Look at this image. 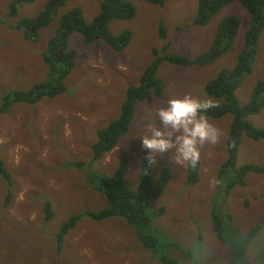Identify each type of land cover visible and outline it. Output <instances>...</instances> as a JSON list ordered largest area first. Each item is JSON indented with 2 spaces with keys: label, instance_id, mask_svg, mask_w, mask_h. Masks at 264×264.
Wrapping results in <instances>:
<instances>
[{
  "label": "rangeland",
  "instance_id": "rangeland-1",
  "mask_svg": "<svg viewBox=\"0 0 264 264\" xmlns=\"http://www.w3.org/2000/svg\"><path fill=\"white\" fill-rule=\"evenodd\" d=\"M12 0H0V103L2 93L27 89L49 73L45 61L47 43L59 25V17L74 6H81L87 20L100 11L102 0H67L58 16L42 28L39 40L24 37V30L13 28L22 16L36 15L47 0L25 3L17 16L9 15ZM136 16L129 20L114 19L111 29H129L132 38L121 51L104 40L91 44L75 32L70 47L78 50L75 67L66 83L68 91L41 102H20L8 113L0 114V157L12 173V184L0 175V264H162L154 252L139 240L137 230L124 218L102 221L85 216L65 238L63 252L56 248L57 234L66 219L85 209L101 210L108 199L95 189L90 174L113 173L118 156L126 154L129 169L126 184L136 187L141 177V135L148 123H158L155 109L170 97L186 93L209 100L205 83L222 67L232 66L244 47L251 14L239 0L225 6L203 26L193 24L198 0H166L155 5L146 0H131ZM240 19L234 48L213 64L180 66L164 61L159 76L165 82L161 98L152 96L137 103L130 132L99 161H92L97 129L107 125L121 110L127 89L140 82L144 68L153 59L152 48L160 46L159 26L168 28L172 50L194 56L208 48L220 19L229 14ZM264 30L257 45L253 72L243 81L239 95L246 99L263 75ZM207 119L220 130L215 143L200 146V180L187 183V166L169 162V154H157L154 172L168 166L172 180L151 212L165 206V213L153 216L152 232L160 239V250L182 264H246L233 262L231 251L240 252L230 242L218 237L213 228L214 212L227 227L230 241L260 225L247 248L249 264H264V174L251 173L247 185H238L225 197L220 189L218 170L227 157L226 137L231 114ZM264 127V107L250 116ZM78 160L84 165L71 164ZM264 164V139L241 136L238 163ZM105 170H104V169ZM10 205H5L8 190ZM52 200L55 216L44 218V200Z\"/></svg>",
  "mask_w": 264,
  "mask_h": 264
},
{
  "label": "trees",
  "instance_id": "trees-1",
  "mask_svg": "<svg viewBox=\"0 0 264 264\" xmlns=\"http://www.w3.org/2000/svg\"><path fill=\"white\" fill-rule=\"evenodd\" d=\"M35 0H12L9 6V15L17 16L20 8ZM67 0H47L44 7L34 15L22 16L13 28L23 29L24 37L30 41L40 38V31L58 16L59 9ZM155 5H164L166 0H146ZM235 0H198L196 16L193 24L203 26L225 6ZM250 12L251 20L245 35L244 47L236 57L232 66L221 67L218 73L206 81L205 90L214 107L206 112L210 118H222L232 115L230 129L226 137L227 157L218 170L220 189L225 197L238 185H247L248 175L251 173L264 174V164L257 162L238 163V152L241 136L260 140L264 139V127L256 125L250 116L258 114L264 107V70L260 79L255 82L246 99L239 95L243 81L253 72L257 59V45L259 37L264 30V0H239ZM137 6L131 0H102L100 11L92 20H87L81 6L77 5L64 12L59 17L55 33L47 43L45 61L49 66V73L40 81L27 89H14L2 93L0 114L8 113L14 104L27 102L36 104L46 97H56L68 91L66 80L76 64L78 50L70 47V37L73 33H80L85 43L91 44L96 40H104L114 50H124L131 41L132 31L129 29H111L114 19L129 20L136 16ZM240 19L236 14L229 13L223 16L216 29L208 48L190 56L186 53L172 50L171 38L168 39V28L163 23L159 26L160 46H154L153 59L144 68L140 82L128 87L126 96L121 104L120 113L111 119L107 125L97 129V137L93 142L92 161L101 160L104 155L112 151L119 140L131 130V123L136 113L137 103L152 96L161 98L165 90V82L159 76V69L164 61L180 66L213 64L234 48L240 30ZM118 167L113 173L95 171L90 174L95 181V189L100 191L107 199L108 205L98 211L85 209L69 215L58 231L57 250L61 253L65 246V238L85 216L93 220L102 221L110 217L124 218L137 230L139 240L151 249L155 257L162 264H182L176 258L160 250V239L152 232L153 216L165 213V206L151 212L154 204L163 196L168 184L172 180V172L168 166H161L158 177L155 176V163L147 164L145 155L141 162V177L136 187L126 184V173L129 169L130 159L126 154L118 156ZM71 164L84 165V162L75 160ZM201 161L193 167L187 166V183L193 184L200 180ZM0 175L12 184V173L6 161L0 157ZM12 191L8 190L5 205H10ZM55 216L52 200H44V218L50 221ZM213 228L220 239L231 243L235 250L231 251L233 262L243 257L246 264L250 261L246 254L248 245L260 225L254 226L247 234L235 241L227 237V227L220 215L214 212Z\"/></svg>",
  "mask_w": 264,
  "mask_h": 264
},
{
  "label": "clouds",
  "instance_id": "clouds-1",
  "mask_svg": "<svg viewBox=\"0 0 264 264\" xmlns=\"http://www.w3.org/2000/svg\"><path fill=\"white\" fill-rule=\"evenodd\" d=\"M215 101L200 100L186 93L170 97L155 109L158 123H148L141 135V146L146 149L145 160L149 166L156 164L157 154H169V162L176 166L195 167L200 158V146L215 143L220 130L206 116Z\"/></svg>",
  "mask_w": 264,
  "mask_h": 264
}]
</instances>
